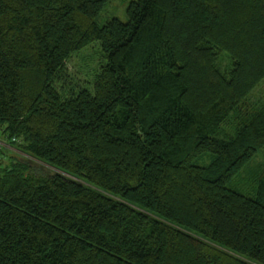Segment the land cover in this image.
<instances>
[{"label": "trees", "instance_id": "obj_1", "mask_svg": "<svg viewBox=\"0 0 264 264\" xmlns=\"http://www.w3.org/2000/svg\"><path fill=\"white\" fill-rule=\"evenodd\" d=\"M109 1L0 0V264H264V0Z\"/></svg>", "mask_w": 264, "mask_h": 264}, {"label": "rangeland", "instance_id": "obj_2", "mask_svg": "<svg viewBox=\"0 0 264 264\" xmlns=\"http://www.w3.org/2000/svg\"><path fill=\"white\" fill-rule=\"evenodd\" d=\"M130 0H110L105 6V14L101 13L98 17L100 23L108 17L117 16L121 20L126 19L125 9ZM98 53L95 45L92 44L80 51L72 53L65 61L57 77L56 85L61 90H79L90 88V83L94 72L99 67ZM264 100V81L259 82L247 97V101ZM1 145V143H0ZM6 153V152H5ZM3 154V162L7 154ZM16 157L15 155H13ZM256 165H264V147L259 150L251 164L252 168Z\"/></svg>", "mask_w": 264, "mask_h": 264}]
</instances>
